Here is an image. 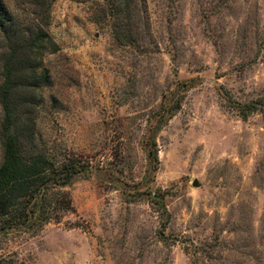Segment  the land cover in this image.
<instances>
[{
    "label": "rangeland",
    "instance_id": "obj_1",
    "mask_svg": "<svg viewBox=\"0 0 264 264\" xmlns=\"http://www.w3.org/2000/svg\"><path fill=\"white\" fill-rule=\"evenodd\" d=\"M4 1L31 26L34 0ZM46 32L26 154L100 170L0 264H264V0H54Z\"/></svg>",
    "mask_w": 264,
    "mask_h": 264
},
{
    "label": "trees",
    "instance_id": "obj_2",
    "mask_svg": "<svg viewBox=\"0 0 264 264\" xmlns=\"http://www.w3.org/2000/svg\"><path fill=\"white\" fill-rule=\"evenodd\" d=\"M53 1H33L34 11L29 13L31 26L28 27L20 13H13L7 3L0 0V33L5 43L0 73L3 79L0 103L4 112L0 126L3 147L0 237L27 233L52 221L59 223L66 213L74 211L67 188L79 177L100 170L88 161L70 156L57 161L45 154H26L30 149L35 151L36 144L33 135L26 139L28 130L20 127L21 114L15 97L22 87L35 88L33 83L39 76L38 55L41 50L54 47L46 32ZM258 109L257 103L238 107L243 118Z\"/></svg>",
    "mask_w": 264,
    "mask_h": 264
},
{
    "label": "water",
    "instance_id": "obj_3",
    "mask_svg": "<svg viewBox=\"0 0 264 264\" xmlns=\"http://www.w3.org/2000/svg\"><path fill=\"white\" fill-rule=\"evenodd\" d=\"M198 186H199L198 181H195V182H194V187H198Z\"/></svg>",
    "mask_w": 264,
    "mask_h": 264
}]
</instances>
